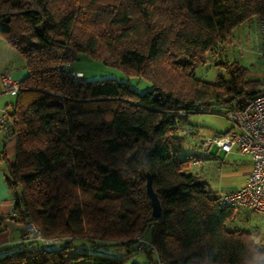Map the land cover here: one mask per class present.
I'll use <instances>...</instances> for the list:
<instances>
[{
  "label": "trees",
  "instance_id": "16d2710c",
  "mask_svg": "<svg viewBox=\"0 0 264 264\" xmlns=\"http://www.w3.org/2000/svg\"><path fill=\"white\" fill-rule=\"evenodd\" d=\"M262 15L264 0H0V37L27 69L6 178L17 220L41 237L0 248V264H138L140 253L148 264H264L251 232L228 227L237 207L189 170L194 154L179 156V130L196 133L182 113L263 90L222 57L231 30ZM79 53L150 87L67 69ZM212 56L226 75L207 81L195 69ZM47 239L63 243L47 248Z\"/></svg>",
  "mask_w": 264,
  "mask_h": 264
},
{
  "label": "crops",
  "instance_id": "0c3cea01",
  "mask_svg": "<svg viewBox=\"0 0 264 264\" xmlns=\"http://www.w3.org/2000/svg\"><path fill=\"white\" fill-rule=\"evenodd\" d=\"M5 69L10 71L14 78L20 80L27 73L23 57L4 38L0 37V74ZM14 100L15 95L3 92L0 83V115L2 109L11 105ZM197 141L195 144L198 145L199 154H194V157L199 162L193 163L197 165L194 171L202 181L208 184L212 192L219 195L242 186L250 169V155L238 152L235 147L229 152H223L215 145H211L207 151H202ZM15 149V136L9 132L6 133L0 126V248L27 239L30 231L28 223L17 220V214L13 208L14 195L6 178L7 163L14 160ZM230 222L232 226L250 231L254 240L264 248L263 213L248 207H237ZM138 256H144V254L140 253Z\"/></svg>",
  "mask_w": 264,
  "mask_h": 264
},
{
  "label": "built area",
  "instance_id": "2783aa9c",
  "mask_svg": "<svg viewBox=\"0 0 264 264\" xmlns=\"http://www.w3.org/2000/svg\"><path fill=\"white\" fill-rule=\"evenodd\" d=\"M257 23L260 36L258 55L264 61V15L258 18ZM71 76L78 79L81 72H74ZM0 83L3 92L10 95H15L21 88V80L14 78L7 69L1 72ZM261 85L263 90L244 104L227 108L225 116L231 122L230 128L201 138L199 147L202 151H207L211 145H215L223 152H229L235 147L238 152L250 155V169L242 186L219 194L218 199L225 207H248L264 214V73ZM12 111L11 104L4 107L0 115V126L6 133L9 132ZM198 162L197 159L193 160V163ZM28 227L30 237L41 238L34 224L28 223ZM143 245L144 240L140 237L138 246L142 248Z\"/></svg>",
  "mask_w": 264,
  "mask_h": 264
},
{
  "label": "rangeland",
  "instance_id": "374dc122",
  "mask_svg": "<svg viewBox=\"0 0 264 264\" xmlns=\"http://www.w3.org/2000/svg\"><path fill=\"white\" fill-rule=\"evenodd\" d=\"M258 18H252L240 23L233 28L228 35L226 42L223 44L222 57L228 60H236L239 65L244 68L245 76L249 78L259 79L262 82L264 73V61L258 55V47L260 37L257 30ZM213 56L207 63L195 69V73L201 79L213 81L217 75H226L225 69L221 66L212 63ZM76 68L84 73L85 78H101V77H114L118 80H128L131 85L139 91H143L150 87V84L142 78L136 76H127L118 68L106 66L101 62L96 61L84 53H79L76 60L69 63L66 67ZM227 108L222 105L212 104L209 106L207 112H189L182 113L181 125H188L195 129V134H189L183 129L179 130L180 134L184 136L180 157H185L189 154H199L198 145L195 144L196 140L203 137L225 132L231 126V122L226 118L225 112ZM182 126V127H183ZM197 165L190 164L191 171L195 172ZM232 222H228V227H231ZM144 239L149 238V230L143 234ZM45 247H58L62 245L63 241L54 239L42 240L41 242ZM155 259V255L152 254ZM148 257L137 256L138 264H148ZM82 263L81 261L76 264Z\"/></svg>",
  "mask_w": 264,
  "mask_h": 264
},
{
  "label": "water",
  "instance_id": "95a60500",
  "mask_svg": "<svg viewBox=\"0 0 264 264\" xmlns=\"http://www.w3.org/2000/svg\"><path fill=\"white\" fill-rule=\"evenodd\" d=\"M146 187H147V193L150 197V201H151V205H152V214H153V216H159V214H160L159 201H158L157 195L155 194V192L151 188L150 180L148 177H147Z\"/></svg>",
  "mask_w": 264,
  "mask_h": 264
}]
</instances>
